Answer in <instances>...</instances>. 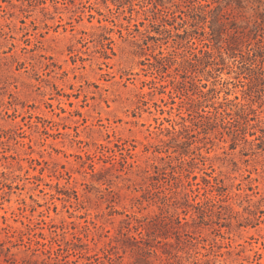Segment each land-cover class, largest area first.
Returning a JSON list of instances; mask_svg holds the SVG:
<instances>
[{"label":"rangeland","instance_id":"1","mask_svg":"<svg viewBox=\"0 0 264 264\" xmlns=\"http://www.w3.org/2000/svg\"><path fill=\"white\" fill-rule=\"evenodd\" d=\"M192 10L0 0V264H264V71L188 67ZM227 10L264 40V0Z\"/></svg>","mask_w":264,"mask_h":264},{"label":"trees","instance_id":"2","mask_svg":"<svg viewBox=\"0 0 264 264\" xmlns=\"http://www.w3.org/2000/svg\"><path fill=\"white\" fill-rule=\"evenodd\" d=\"M192 2V17H193V26H196V29H199V26L202 27V34H205V30H203L204 26L200 25V22H210L209 26L211 27L210 33V39L211 41H214V44L216 45L217 52H214L212 50H209L207 48H200L199 53H193V56L191 59H188V67H194L195 69H200V70H205L209 66L211 67L208 69L209 72H212L213 70H221L223 67H219V64H225L226 58L225 54H229V57H235L236 61H238L237 66L239 68L245 66L247 69H249V81L245 83L247 86H251V84L254 82L255 79L253 78H260L259 76V71H264L263 66H264V44H263V39L258 38V27L259 24L255 26V31L253 35V39H256V44L252 45L251 41V33L246 32L244 29L240 30L239 25L236 24L234 21H230V28L234 29L233 33H229L228 37H224V32L229 29L228 24L229 21H226L225 18H229L228 15L230 14L229 10H227L228 6L231 4L232 0H226V3L224 4L221 2V0H215L218 1V5L211 7L212 3L214 2L213 0H190ZM243 3V0H238V5L241 6ZM210 17V19H209ZM197 31V30H196ZM187 32V30H186ZM226 42V45L223 44ZM240 42H243L246 44L247 49L245 51H242V49L239 47ZM204 46L209 47L210 43L205 42ZM240 48V52H238ZM225 51H222V50ZM230 50V52H228ZM231 54V55H230ZM240 56V58H239ZM258 56L261 57L260 62L258 60ZM248 64V65H247ZM247 65V66H246ZM191 77V75H190ZM202 95H205L206 92L201 91ZM245 111L246 108L244 105L240 106L236 110V115L240 119L245 118ZM230 114V113H228ZM208 119H211L212 117L206 116ZM240 121V120H237ZM235 134V137L241 136L240 132L238 129L233 131ZM192 136H196L193 134ZM259 139H262V137H259ZM178 145V144H177ZM177 149H175L176 151ZM169 157V163L172 166V157L171 155H168ZM201 160H205L204 156H201ZM194 159V158H193ZM187 161L181 160V166L184 165ZM175 168V166H173ZM161 173V172H160ZM165 172L163 171V174ZM175 179L181 178L180 176L173 175ZM163 178L165 176H162ZM196 178V176H194ZM214 180L216 183H218V177L213 176ZM158 179V178H157ZM204 181L208 184L211 185L212 181L210 179L204 178ZM199 184V183H198ZM214 186V184H212ZM200 186L197 187V191H200ZM207 190L205 189L204 194H206ZM165 200L166 199H171L175 198L173 194L169 195L165 194L163 197ZM174 201V200H173ZM175 202V201H174ZM201 207L203 206L204 209L203 211L205 213H210L213 212V207L216 205L215 200H213L211 197H207L206 200L203 201V204L198 203ZM186 218V217H184ZM176 222L178 224H182V219H180L179 216L176 217ZM136 230L139 231L140 240H137V237H133L139 242H144V229L145 226L143 224L136 225ZM143 228V229H141ZM146 246H141V249L145 251L146 253L151 252V245L146 242Z\"/></svg>","mask_w":264,"mask_h":264}]
</instances>
